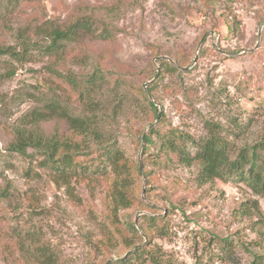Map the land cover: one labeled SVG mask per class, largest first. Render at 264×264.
<instances>
[{"label": "rangeland", "instance_id": "1", "mask_svg": "<svg viewBox=\"0 0 264 264\" xmlns=\"http://www.w3.org/2000/svg\"><path fill=\"white\" fill-rule=\"evenodd\" d=\"M84 12L98 25H107L111 35L85 37L68 47L62 69L83 76L96 69L104 75L93 92L103 107L98 113L108 138L103 147L114 145L131 166L137 201L128 209H111L117 226L110 223L109 187L116 171L100 146L79 157L88 166L85 174L67 181H55L41 165L39 152L6 150L12 126L39 104L30 95L38 94L34 85L43 75L45 59L36 50L32 61L23 64L2 55L0 183L9 180L12 193L0 204V264H29L15 244L17 232L29 242L26 231L53 250L58 264H141L127 257L142 246L160 247L162 264H264L261 195L232 177L200 184L195 166L174 157L155 159L158 144L148 145L142 154V135L159 120L166 129L177 127L196 138L207 132V121L215 122L235 150L264 139V0H0V44H15L24 27L68 22ZM172 56L187 64H173L177 71L163 72L158 59ZM10 70L14 75L7 77ZM154 83L151 95L148 88ZM140 88L153 100L155 114ZM59 94L80 111L70 86L62 85ZM38 127L45 134L66 132L56 119ZM143 160L147 174L142 170L138 175L135 164L142 166ZM243 203L247 214L240 212ZM159 215L165 227L145 233L143 216ZM104 233L135 236V245H104Z\"/></svg>", "mask_w": 264, "mask_h": 264}, {"label": "trees", "instance_id": "2", "mask_svg": "<svg viewBox=\"0 0 264 264\" xmlns=\"http://www.w3.org/2000/svg\"><path fill=\"white\" fill-rule=\"evenodd\" d=\"M28 28L24 27L25 32L19 31L15 44H0V56L7 55L21 64L32 61L33 50H36L37 55L39 54L42 59H45L43 75L34 85L38 94H29L39 104L22 114L18 118L17 124L12 126V135L7 142L6 150L21 155L26 154L29 149L39 152L42 156L41 165L52 171L55 181L57 179L67 181L74 176L84 175L88 170V166H84V162L79 157L94 153L92 151L94 146L102 147L104 160L108 161L116 171V174L110 179L109 198L112 206L109 207L111 214L108 218L113 226H117L114 212L117 209L132 207L133 203L137 201V196L135 186L130 181L132 172L130 173L128 168L131 166L123 160L122 154L114 145L103 147L108 139L103 130V119L98 115L103 107L93 92L96 87H100L104 75L96 69L84 76L69 69H62L68 47L81 43L85 37L107 39L110 37L111 31L107 25H98L95 18L88 12H84L68 22H42L34 25L32 30ZM27 30L29 31L28 36L25 35ZM31 36L43 37L44 44L39 43L36 39L32 40ZM171 58L178 67L187 64L179 56ZM158 62L163 72L172 73L178 70V67L167 58L158 59ZM13 75L14 70H10L6 74L7 77ZM54 78L60 80V84L55 82ZM64 84L77 92L79 112L71 108L68 96L66 98L60 96L59 91ZM155 85L156 83L148 88L151 95ZM140 94L155 114L157 107L145 96L142 88H140ZM117 107H119V103L112 106L113 113L117 112ZM53 119L63 122L66 125V132L55 129L52 133L45 134L39 129L38 126L41 122ZM165 127V124H160L159 120V125L151 126L143 134L142 154L148 151V145L158 144L156 154H154L155 159L165 158L167 160L174 157L177 162L183 165L195 166L198 183L202 184L213 179L226 180L232 177L245 182L254 194L264 198V139L235 150L234 145L225 140L217 131L218 124L215 122L207 121V132L198 138L177 127L167 126V129ZM187 144H191L192 148H187ZM96 156L100 160L101 156L99 154ZM144 168V160L142 166L135 164L138 175L142 174V170L144 175L147 174ZM4 182V184L0 183V204L8 200L12 193L9 180ZM251 202L257 208V202L255 200ZM245 209L247 208L244 207V203L241 204V214H247ZM161 218L160 215L143 216L146 226L140 224V227L145 233H147V229L150 231H153L154 228L163 229L165 224ZM130 226L133 231H136L133 223ZM110 231L115 232L116 230ZM25 233H28L26 239L29 241L26 243H24L25 238L22 237V234L18 232L15 234V244L25 263L58 264L53 250L47 244L33 233L29 231ZM134 237L123 236L119 233L116 236L104 233L101 241L104 245L110 246L118 241L121 245L131 248L135 245ZM147 237L149 241V234ZM162 256L163 251L160 247L148 246L146 249V246H142L129 254L127 260L133 259L141 264L145 261L150 264H162ZM114 263L116 262L109 264Z\"/></svg>", "mask_w": 264, "mask_h": 264}, {"label": "water", "instance_id": "3", "mask_svg": "<svg viewBox=\"0 0 264 264\" xmlns=\"http://www.w3.org/2000/svg\"><path fill=\"white\" fill-rule=\"evenodd\" d=\"M259 34H260V28H259V30H258V35H259ZM204 37H205V34L202 36L200 42L198 43L197 48L199 47V45H200V43H201V41H202V39H203ZM163 57H164V56H163ZM165 58H167L170 62H172V64H175V65H176V63H175L171 58H168V57H165ZM196 59H197V56L195 55L193 61L195 62ZM184 68H187V67H184ZM158 72H159V68H157V73H158ZM149 97H150V96H149ZM152 101H153V100H152ZM142 138H143V135H142Z\"/></svg>", "mask_w": 264, "mask_h": 264}]
</instances>
